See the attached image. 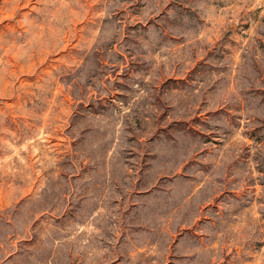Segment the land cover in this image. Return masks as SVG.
Segmentation results:
<instances>
[{"label": "rangeland", "instance_id": "obj_1", "mask_svg": "<svg viewBox=\"0 0 264 264\" xmlns=\"http://www.w3.org/2000/svg\"><path fill=\"white\" fill-rule=\"evenodd\" d=\"M0 264H264V0H0Z\"/></svg>", "mask_w": 264, "mask_h": 264}]
</instances>
